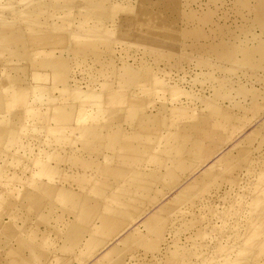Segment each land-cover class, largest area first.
<instances>
[{"label":"bare ground","instance_id":"obj_1","mask_svg":"<svg viewBox=\"0 0 264 264\" xmlns=\"http://www.w3.org/2000/svg\"><path fill=\"white\" fill-rule=\"evenodd\" d=\"M158 1L163 4L156 12L132 0H0V159L22 158L11 147L33 153L38 138L22 134L28 118L46 132L47 142L81 148L69 156L44 149L20 174L9 175L0 165L1 182L6 176L8 186L30 184L23 193L10 187L0 197V264H52L60 251L66 253L62 264H127L116 254L137 247L153 255L169 224L165 217L176 207L147 217V232L128 229L159 201V192L184 181L195 159L214 152L217 135L230 136L264 110V0H231L229 7L217 0L215 9L201 13L189 2L183 10V0ZM174 10L183 15L182 35L171 22ZM185 65L194 67L190 89ZM174 66L184 70L180 80L166 78ZM197 86L208 87L210 97H199ZM182 94L189 103L198 96V107L207 111L177 102ZM235 157L228 151L218 162L226 165L223 183L231 187L238 183ZM258 159L263 179L264 155ZM238 160L248 172L257 168L251 159ZM220 173L198 176L179 194L182 202L191 191L207 190ZM4 213L13 223L1 219ZM188 229V222L178 227ZM52 230L62 242L49 249L58 241ZM122 234L125 248H107L90 262ZM146 260L138 264H156Z\"/></svg>","mask_w":264,"mask_h":264},{"label":"rangeland","instance_id":"obj_2","mask_svg":"<svg viewBox=\"0 0 264 264\" xmlns=\"http://www.w3.org/2000/svg\"><path fill=\"white\" fill-rule=\"evenodd\" d=\"M216 1L217 0H187L185 2V0H183L181 4H183V10H185V7L187 6L186 3L189 2L192 7L191 10L201 13L202 11H206L208 7L215 9L216 4L214 5V2ZM223 1H225L226 7L231 6V0ZM132 2H139L143 8L148 6L155 9L156 12L158 11V5L163 4L162 1L158 0H132ZM226 9L228 10V8ZM174 12L175 15L171 22L179 28V35H182L181 28L185 25L183 22V15H178L175 10ZM179 12L181 13V10H179ZM220 12L221 10H218L219 14L222 13ZM235 18V16H231L229 20H234ZM170 42L174 43V45L176 43L175 40H170ZM118 50L116 51L117 53L119 52ZM117 56L120 57V55ZM118 63L120 64L121 62L118 61ZM187 66L188 65H185V71H187V74L185 79L186 82H184L186 84H182H185L186 88L190 89V83L194 78V67ZM161 67H166L168 70L170 69V65L165 63H161ZM1 71L2 70H0V73L2 74ZM76 72V78L81 80L83 73L79 71ZM183 72L184 70L182 67L174 66L172 69V75H168L166 78L168 79L173 76L176 80H180L178 77H182L184 75ZM83 81H81L80 85L82 87L84 86V89H87V83L85 80ZM72 83L74 84L75 81ZM95 88H98V86ZM194 90L199 97H210L211 95V91L208 87L202 88L201 86H197L194 87ZM58 96L59 93L51 95L52 98H57ZM198 96L194 97L197 101L194 99L195 102L192 101L189 103L186 99L187 96L182 94L180 96L181 98L179 97L177 102H186V104H191V106L195 108L199 106L201 101H198ZM160 100L161 99L159 98L157 102ZM41 102L44 103L45 107H48L49 100L45 97H43ZM34 103L35 99L33 98L32 104ZM44 106H34L32 108L33 110H39V108ZM224 106L229 105L227 103ZM90 110L93 111V109ZM154 110L155 111H153V113L159 112L156 108H154ZM198 110L202 113L207 111L203 109L202 106L198 107ZM235 116L238 119H245L243 116H237V114H235ZM26 125L29 127V130L24 128L26 131L23 129V132L21 131L22 134L25 133L26 137L31 135L32 138L38 139H32V154H27L29 150L25 152L23 148L17 149L15 147H11L8 149L11 153L14 152L15 154L16 152L15 155H22L20 160L9 159L8 162L10 164V161L12 160L11 165L8 164V162H5L6 159H0V165L3 166L5 163L8 167L9 175L15 171L19 174L22 173V168H24L26 164L28 165L29 160L44 155V149H50L51 152L57 151L60 152V154H68V156L74 153H81L79 145H56L52 142H47V139L49 138L46 136V132L44 130L38 132L35 128L31 127L33 125L30 118L27 119ZM259 131L261 132L257 135V132ZM72 135L76 138L79 137L78 133ZM40 139L41 144H38ZM211 143L215 145L214 152L211 153L208 158L206 156L205 158L195 159V167H193L192 171L185 176L184 181L177 185L173 184L172 187H167L166 191L164 190L161 193L159 192V194H161L159 201H157L154 205L151 204L148 208V210L150 209L149 211H146L144 208V215L135 221L133 226L128 229L127 232L131 233L136 230L140 232H147L146 227L144 226L145 219L149 216L151 217L154 212L159 211L163 206L174 205L176 208L165 217L169 224L163 238L158 240L154 254L152 255L147 253L145 250L143 251V248L137 247L134 249V252H132V250H128L131 248H128V251L124 249L121 253L116 254L115 258H119L124 255V261L127 264H138L140 261L143 262L146 259L148 263L151 262L156 264H264V178H260L258 174V170L262 164V159L258 158L264 155V110H262V112L258 115L251 116L230 136L224 134L220 137L217 135V140L211 141ZM228 151H232L234 156H236L233 158L235 161L233 160L232 163L235 167L234 174L238 176V183L233 187L228 185V182H224L225 184L223 183V181L227 179L225 178L227 177L226 175L229 174L226 172V165L218 163L221 162L223 156ZM246 151L250 153L246 154ZM250 154L252 155L250 156ZM244 158L251 159L255 162L254 165L257 166V168L253 170V172L246 171V165L239 164L241 163V160L239 163L237 162L239 161L238 159ZM216 169L220 172L222 171V173L215 176L213 181L207 186V190H199L197 192L191 191L187 195L188 202H182L183 199H180L179 194L188 184L195 181V179L202 174L213 175ZM6 175L8 176V174ZM34 175L33 176L35 178L44 179L47 182H55V180L52 181L47 176L40 177L37 173ZM5 178L6 176L3 178V182L0 180V197L5 195L4 193L8 192L9 189H11L10 187H12L16 192L19 189V191L23 193L24 189L29 188L30 186L27 182L23 186L19 182L17 185H13L12 183L8 186L5 184ZM23 181L26 180L24 179ZM56 181L57 184H59V180L57 179ZM215 181L221 183V188L218 189L216 187ZM15 188L17 189L15 190ZM92 197L97 198V196ZM194 202H196V204L192 205ZM0 211H2V207H0ZM1 219L4 222H9L8 224L13 223L6 213L1 215ZM185 222L189 223V229L185 231L178 230V227ZM39 228L45 230L46 226L41 224ZM127 232H124L123 234H126ZM51 234L55 240H58L57 243L49 247V249H54V246L57 247L58 244L61 245L62 239L56 238L54 230H52ZM123 234L117 236L114 240H111L109 244L105 246L106 248L103 247L104 249L100 248L97 250L90 259V262L100 260L103 253L108 251L107 248L110 249L115 245L120 247L122 246L123 248L124 246L120 242L121 239H123L122 237L125 236ZM154 240L155 239L152 241ZM146 253L147 255L145 257L144 254ZM65 254L66 253H61V251L58 252V256L54 254L53 258H57V261L52 258V260H54L52 261V264L55 261L57 263L59 262L58 264H62V261L59 258ZM5 256H7L6 253ZM47 264H51V262H48ZM74 264H79L78 260H75Z\"/></svg>","mask_w":264,"mask_h":264}]
</instances>
